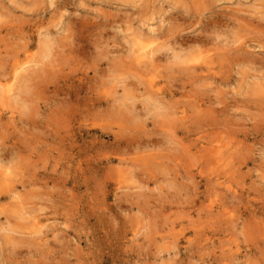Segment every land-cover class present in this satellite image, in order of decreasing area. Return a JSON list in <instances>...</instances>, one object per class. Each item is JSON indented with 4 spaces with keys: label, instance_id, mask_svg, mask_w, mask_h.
<instances>
[{
    "label": "rangeland",
    "instance_id": "1",
    "mask_svg": "<svg viewBox=\"0 0 264 264\" xmlns=\"http://www.w3.org/2000/svg\"><path fill=\"white\" fill-rule=\"evenodd\" d=\"M0 264H264V0H0Z\"/></svg>",
    "mask_w": 264,
    "mask_h": 264
},
{
    "label": "bare ground",
    "instance_id": "2",
    "mask_svg": "<svg viewBox=\"0 0 264 264\" xmlns=\"http://www.w3.org/2000/svg\"><path fill=\"white\" fill-rule=\"evenodd\" d=\"M148 51H149V50H148ZM176 56H177V55H176ZM177 57H178V56H177ZM16 75H17V74H16ZM14 78H15V77H14ZM8 90H10V88H9ZM8 90H7V91H8ZM126 99H127V98H126ZM127 100H128V99H127ZM121 103H122V102H121ZM126 105H127V104H126ZM132 105H133V104H132Z\"/></svg>",
    "mask_w": 264,
    "mask_h": 264
}]
</instances>
